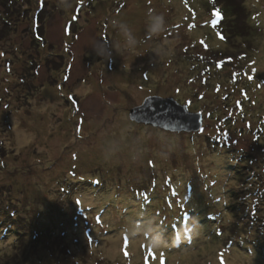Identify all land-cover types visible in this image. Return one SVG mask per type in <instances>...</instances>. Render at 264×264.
I'll list each match as a JSON object with an SVG mask.
<instances>
[{"label":"rangeland","instance_id":"obj_1","mask_svg":"<svg viewBox=\"0 0 264 264\" xmlns=\"http://www.w3.org/2000/svg\"><path fill=\"white\" fill-rule=\"evenodd\" d=\"M83 1L0 3V264H264V204L232 200L264 158V0ZM150 95L210 127L131 120Z\"/></svg>","mask_w":264,"mask_h":264},{"label":"trees","instance_id":"obj_2","mask_svg":"<svg viewBox=\"0 0 264 264\" xmlns=\"http://www.w3.org/2000/svg\"><path fill=\"white\" fill-rule=\"evenodd\" d=\"M202 1V5H203V7H205L206 6V4L208 3V0H201ZM16 2H18V0H0V3L1 4H3V5H9L10 7H12L13 6V4H15ZM82 2L84 3L85 1H83V0H80V7H82L81 5H82ZM89 2L90 1H88V2H85L84 3V5H86V4H89ZM148 3H150V2H148ZM154 8H156L155 7V5H154ZM215 8H216V10H215V12H216V15H217V13H219L221 16L220 17H224V18H230V19H232V18H234L233 16H235L234 15V11H233V8H232V6H228V5H222V6H218V7H216L215 6ZM150 12V11H149ZM150 14H153V13H151L150 12ZM214 14V13H213ZM214 17V16H213ZM212 17V18H213ZM218 17V16H217ZM223 19V18H222ZM221 19V20H222ZM218 22H220V18H217L216 19ZM72 21H74V19H72ZM8 24H10V26L12 27V20L11 21H9L8 22ZM10 26H8V29H9V27ZM213 26H214V24H213ZM215 26H217V24L215 23ZM177 28V27H176ZM7 29V30H8ZM40 45V44H39ZM240 95V98H233V100L235 101V104H236V106H237V108L239 109V111L238 112H240L241 114H246L247 112H249V111H247L245 108H244V106L247 104H249V102L247 103L246 101H248L247 100V90H244V89H242V88H239V89H237V90H235V91H232V95ZM236 99V100H235ZM250 99V98H249ZM249 106V105H248ZM230 107V106H229ZM228 109V108H227ZM214 110V109H213ZM215 111H217V113H219V111H220V108H216L215 109ZM218 115V114H217ZM242 117H244V116H242ZM218 118H221V117H219L218 116ZM211 119H214V118H212L211 117ZM216 120V119H215ZM216 122V124H217V120L215 121ZM203 123H205V126L207 125V127L209 126L208 124H207V122H206V120L203 122ZM214 126V125H213ZM218 126V125H217ZM232 126V125H231ZM210 127V126H209ZM200 131H202V130H200ZM232 132H234V131H232ZM239 133H240V131H239ZM196 134V133H195ZM200 137H202L203 135L201 134V133H199L198 134ZM207 135H209V133H206V137H207ZM233 135H236V134H233ZM212 136V135H211ZM211 136L209 135V137H207V141H206V145H205V143L202 141V140H200L201 142H202V144L204 143V149H203V146H202V148H201V150L202 151H196V152H192V155H191V161L192 160H198L199 161V163H194L193 164V166H195L194 168H196V171H197V168H198V170H200V172L202 173H206L205 172V161H206V158L208 157V155L210 154V151H206V150H209V148L210 147H212V146H209L208 145V143H209V138H211ZM212 139V138H211ZM215 140H217V139H215ZM219 140V139H218ZM220 142H222L221 140H219ZM219 141H216V145L215 146H213L215 149H217V147H220L221 145L223 146V145H225V142H222L221 144L219 143V145L217 146V143L219 142ZM201 144V145H202ZM210 145H211V142H210ZM227 145V144H226ZM209 146V147H208ZM208 147V148H207ZM225 149H227L226 151H230V149L231 148H225ZM197 150V149H196ZM235 150V149H234ZM202 159H204L203 160V162L201 161ZM2 161H3V159H2ZM2 161H0V173H3V171H5L4 170V167H2V166H5V165H7L6 163H4V162H2ZM188 161H190V160H188ZM23 162V161H22ZM263 163H264V158L260 161L258 158H256L255 159V157H248L247 155H246V153H244L243 154V156L240 158H238V164L236 165V170H237V172H238V170L240 169V167L242 168V165H243V168L244 167H247L246 168V170L245 171H247V175H246V178H245V183H247L246 185H245V187H249V188H251V187H253V186H255L257 189L255 190L254 189V191H250V193H246L245 192V190H243L242 188H240V189H238V190H236L237 191V193H235V194H232V200H241V201H239L240 203H244V201L246 202V203H262V204H264V167H263ZM241 164V165H240ZM11 165H12V167H13V171H12V173L15 171V173L17 174V169H18V166L16 167L15 165H17V164H12L11 163ZM27 167H30L28 164H27ZM199 167H204V169H200ZM32 168H34L33 166H32ZM25 170H26V173L27 174H29V172H30V168H28V169H26L25 168ZM29 170V171H28ZM8 171V170H7ZM32 171H35V170H32ZM194 171H195V169H194ZM9 172H11V171H9ZM37 174H41L42 172H37V171H35ZM237 172H236V178H237V180H238V176H237ZM35 173V174H36ZM34 173H32V178H33V180L37 177H40V175H35ZM208 174V173H207ZM35 175V176H34ZM19 176V175H18ZM4 178L6 179V176H4ZM12 178H14L13 180H17V178H16V176H14V177H12ZM16 178V179H15ZM36 178V179H37ZM131 181H133L132 180V178H129ZM17 188H19V191H21V190H23V188H21V187H17ZM240 190V191H239ZM235 191V192H236ZM241 193V195H240V197H238L239 196V194L238 193ZM21 193H23V192H21ZM234 193V192H233ZM14 201H15V199H14ZM14 201H12V203H16V202H14ZM19 204L17 205L18 206V209L17 210H15V211H13V212H15V213H18V214H16V217H18V216H20L21 217V220L24 222V221H26L25 220V217H24V215H23V213H22V211H23V208L25 209V208H27V204H25L24 205V201L22 200V199H19V202H18ZM234 202H232L231 201V203H230V205H229V207H228V209H229V211H230V213H232V212H235V205L233 204ZM261 204V205H262ZM256 209H254V211H255ZM259 211V209H257V211L256 212H258ZM15 213H14V215H15ZM21 214V215H20ZM15 217V216H14ZM26 219H29L28 217L26 218ZM30 220V219H29ZM29 220H27V221H29ZM31 221H32V219H31ZM25 223V222H24ZM34 233H36V232H34ZM242 233V232H241ZM259 232H257V234H258ZM259 238H260V240H263L264 241V238H263V236L262 235H259ZM259 242V241H258ZM258 242L257 243H255L254 244V246L256 247V249L257 250H259L260 249V251L261 250H263V248H261L260 246H258ZM261 253H264V252H261Z\"/></svg>","mask_w":264,"mask_h":264},{"label":"water","instance_id":"obj_3","mask_svg":"<svg viewBox=\"0 0 264 264\" xmlns=\"http://www.w3.org/2000/svg\"><path fill=\"white\" fill-rule=\"evenodd\" d=\"M129 117L137 123L149 124L170 132H198L204 117L200 111H191L187 104L173 97L147 96L140 105L130 110Z\"/></svg>","mask_w":264,"mask_h":264},{"label":"clouds","instance_id":"obj_4","mask_svg":"<svg viewBox=\"0 0 264 264\" xmlns=\"http://www.w3.org/2000/svg\"><path fill=\"white\" fill-rule=\"evenodd\" d=\"M156 19H157V20H159V22H160L161 26H163V17H162V16H160V17H157ZM151 30H152L153 32H155V31H156L155 27H153Z\"/></svg>","mask_w":264,"mask_h":264},{"label":"snow or ice","instance_id":"obj_5","mask_svg":"<svg viewBox=\"0 0 264 264\" xmlns=\"http://www.w3.org/2000/svg\"><path fill=\"white\" fill-rule=\"evenodd\" d=\"M217 15H219V13H217Z\"/></svg>","mask_w":264,"mask_h":264}]
</instances>
